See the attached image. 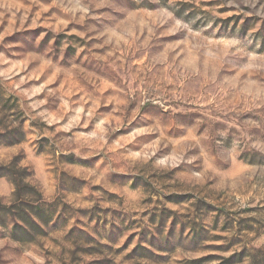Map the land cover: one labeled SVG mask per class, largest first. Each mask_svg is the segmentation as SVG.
<instances>
[{
	"label": "rangeland",
	"instance_id": "rangeland-1",
	"mask_svg": "<svg viewBox=\"0 0 264 264\" xmlns=\"http://www.w3.org/2000/svg\"><path fill=\"white\" fill-rule=\"evenodd\" d=\"M0 264H264V0H0Z\"/></svg>",
	"mask_w": 264,
	"mask_h": 264
},
{
	"label": "trees",
	"instance_id": "trees-1",
	"mask_svg": "<svg viewBox=\"0 0 264 264\" xmlns=\"http://www.w3.org/2000/svg\"><path fill=\"white\" fill-rule=\"evenodd\" d=\"M16 186V185H15Z\"/></svg>",
	"mask_w": 264,
	"mask_h": 264
}]
</instances>
